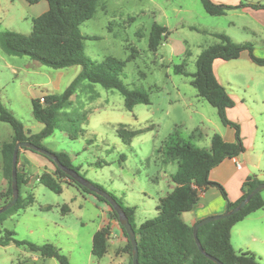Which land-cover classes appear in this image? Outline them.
I'll return each mask as SVG.
<instances>
[{"label": "rangeland", "instance_id": "1", "mask_svg": "<svg viewBox=\"0 0 264 264\" xmlns=\"http://www.w3.org/2000/svg\"><path fill=\"white\" fill-rule=\"evenodd\" d=\"M251 1L264 5V0ZM102 4L104 10L98 8L93 18L79 27L82 36L94 37L83 41L84 54L99 63L107 57L126 61L136 52L125 63L119 79L130 89L145 91L150 103L128 111L117 91L83 81L71 99L72 105L60 112L57 128L42 146L52 153H67L81 177L112 195L124 208L134 209V223L139 226L156 215L158 200L170 192V175L176 171V162L157 152L167 137L178 131L186 139L196 130L200 137L196 136L193 143L208 148L212 135L225 129L216 110L197 96L191 79L173 73L174 66L184 63L186 72L193 74L200 52L218 42L201 30L226 34L236 43L248 42L254 55L264 58V24H254L238 5H224L229 9L223 16H210L199 0H103ZM18 12L27 19L2 24L0 32L31 33L33 12ZM154 23L170 30L175 55L166 43L156 52L149 51L148 37ZM236 63L241 60L226 64L219 73L231 82L227 93L233 95L237 105L243 97L248 106L264 113V67L250 64L241 73ZM80 71V66L54 70L26 56H8L0 49V104L22 122L25 130L39 133L43 126L33 119L32 98L62 93ZM255 77L261 78L260 82L251 84L253 91L244 93L242 88ZM256 118L260 124L264 114ZM261 126L264 130V123ZM122 131L142 133L128 138ZM11 135L10 126L0 123V144L9 141ZM21 192L23 197L31 194L34 202L7 215L0 226V238L9 231L15 239L36 246L53 244L70 264H118L116 245L109 243L108 253L101 259L91 254L92 237L105 221L106 204L65 184L61 194H55L35 178ZM261 193L264 199V190ZM258 216L250 223L257 225L255 242L251 238L246 242L251 244L248 252L264 264V210ZM108 218L113 219L110 212ZM0 264L57 262L42 258L26 246L10 244L0 246Z\"/></svg>", "mask_w": 264, "mask_h": 264}, {"label": "trees", "instance_id": "2", "mask_svg": "<svg viewBox=\"0 0 264 264\" xmlns=\"http://www.w3.org/2000/svg\"><path fill=\"white\" fill-rule=\"evenodd\" d=\"M40 1L47 2L48 10L31 20V33L23 35L11 31H1V51L8 56H26L40 65L54 70L80 66L81 71L62 93H52L32 99L33 119L43 126L39 133L32 134L29 130H25L22 122L0 104V123L9 125L13 132L10 142L2 144L0 151V168L6 182V189L0 192V207L7 204L12 196L11 162L15 144L28 142L45 149L42 146V141L50 137L57 128L60 112L72 105L71 99L83 81L100 85L106 90L117 91L122 96L124 107L128 111H132L138 104L148 105L150 103L145 91L130 89L119 79L125 63L133 59L136 52H133L126 61L107 57L99 63L91 61L84 54L83 41L88 38L94 39V37L82 36L79 27L92 19L98 8L104 10L103 0H25L29 5H35ZM199 1L205 13L210 16H223L225 10L229 9L224 5H216L211 0ZM238 7L264 9V5L250 2H241ZM191 29L194 30V28ZM200 32L210 34L218 42L200 52L195 62L196 71L193 74L186 72L184 63L175 65L173 73L191 79L190 85L196 90L197 96L216 110L219 120L224 126L235 130L236 139L235 142L228 143L220 135L214 134L210 139L209 147L200 148L193 143L196 136L200 137L196 130L186 139L182 138L178 131L172 132L157 152L161 153L166 160L170 159L176 162V171L170 175L173 187L164 198L158 200L155 208L156 215L145 220L139 226L134 223V209L124 208L110 194L121 206L132 225L137 240L138 264H214L199 252L192 233L194 226L186 224L181 219L182 214L191 212L198 204L200 193L208 188H216L220 192L226 203L227 211L237 206L258 185L264 183V180L256 176L247 178L241 186L240 198L235 202H230L224 188L209 179L211 170L224 159L236 157L244 151L239 127L226 117V111L233 108L234 101L218 82L213 71V63L217 60L224 62L238 60L243 53H246L251 63L264 67V58L256 57L252 44L248 42L236 43L223 33H208L205 30ZM167 35L168 31L165 27L154 23L148 37L149 51L156 52ZM185 56H188L187 52ZM41 98H43V102L40 101ZM122 132L128 138L142 133V131ZM22 150L33 152L26 148H22ZM54 154L65 168L74 170L79 174L78 168L73 166L67 153ZM121 160H124V157H121ZM48 161L54 166V171L42 173L38 178L39 184L55 194H61L62 184L76 187L95 196L98 201L110 208L102 197L92 194L56 168L50 160ZM17 184L18 200L11 209L0 214V226L8 214L21 211L34 202L31 194L26 197L22 196L21 190L27 184V180L18 173ZM263 209L264 200L260 192L239 213L200 227L197 236L203 250L222 264H261L254 254L236 252L233 249L231 230L249 215ZM110 215L118 222V216L111 208ZM120 228L126 239L122 252L128 256V264H132V248L124 230L121 226ZM108 241L109 227L98 230L92 237V256L101 259L108 251ZM10 244L19 247L26 246L31 252L38 253L44 259H54L57 264H70L68 258L53 244L47 243L36 246L15 239L13 232L4 231L0 238V246Z\"/></svg>", "mask_w": 264, "mask_h": 264}, {"label": "crops", "instance_id": "3", "mask_svg": "<svg viewBox=\"0 0 264 264\" xmlns=\"http://www.w3.org/2000/svg\"><path fill=\"white\" fill-rule=\"evenodd\" d=\"M246 1L252 2L251 0ZM211 2L216 5L239 6L242 0H211ZM19 9L27 12H29V10L30 12L32 11L33 14L30 15L32 19H34L44 14L48 10V4L45 1H40L35 5H29L25 2V0H0V25L12 22L14 20H26L27 17L23 13L19 14ZM240 10L243 14L249 16L254 24H257L258 26L264 24V15H262V11H264V9L241 7ZM162 27H165L167 29L168 35L166 37L167 41L163 42L160 47L164 46L165 43L166 45L169 44L171 52L175 55L176 51L174 49V44L170 43V30L167 26ZM160 47L158 49H160ZM239 60H241V63H236V65L238 66V71L241 73H244V71L251 66L250 64H253L249 60L246 53H243L238 60L230 62L217 60L213 63L214 74L218 82L225 89L231 86V82L227 78H222L220 76L221 71L226 64L236 61L238 62ZM242 67H244L245 69H243ZM259 79L261 78L255 77V79H253L252 81L247 82L246 86L242 88L244 93L247 91H253L250 85L259 83ZM230 97L233 99V95H230ZM32 99H37V97H34ZM233 101L234 106L233 108L226 111V117L230 120V122L236 124L239 127L240 138L244 147V151L236 157L224 159L217 167L212 169L209 174V179L211 181L220 184L224 188L230 202H235L240 198L241 186L247 178L256 176L259 179L264 180V130L261 126V124L264 123V118H262L263 121H261L260 124L258 123L256 118L263 115L264 113L261 112L260 109H255L248 106L246 99L243 97H240V104L238 105L235 100ZM238 107L240 109L237 110ZM218 135H220L222 139L228 143H233L236 139L235 130L228 126H225L224 131L222 133L219 132ZM12 136L13 132L10 140ZM10 140L7 142H10ZM7 142H3L0 144V151L2 144ZM237 165H240V168H237ZM41 170H43V172L46 171L48 173H52V170H54V166L47 159L36 153L22 149L19 150L17 160V173L25 180H28L29 178V183L27 184H32V179L34 178L37 182L39 176L43 173H40ZM0 172V192H2L6 189V182L3 178L1 168ZM172 187V185L169 186L170 191ZM104 210L105 221L103 222L99 230L105 227H109L108 247L109 243L111 245H116L117 248L114 250V256L118 261V264H128V256L122 252V249L126 243L123 232L117 221H115L114 219L109 220L108 214L110 212V209L107 205H105ZM225 211L226 203L223 200L220 192L216 188H208L200 193L199 201L195 208H193L191 212L182 214L181 219L186 224L194 226L197 222L205 218L221 215ZM258 212L259 211L249 215L232 228L231 245L236 252H248V250H250L251 244L246 242L248 241V238H251V241L255 242L254 239L256 235L257 225H253L250 223L252 222V220L260 217H256V214H258Z\"/></svg>", "mask_w": 264, "mask_h": 264}, {"label": "water", "instance_id": "4", "mask_svg": "<svg viewBox=\"0 0 264 264\" xmlns=\"http://www.w3.org/2000/svg\"><path fill=\"white\" fill-rule=\"evenodd\" d=\"M26 148L29 149L35 153H38L44 157H46L48 160H50L56 168L60 169L63 171L71 180L79 184L80 186L86 188L88 191H90L92 194L102 197L110 206V208L117 214L118 216V223L124 230L127 240L129 241L131 245V257H132V264H138V248H137V240L136 236L134 233V230L132 228V225L130 224L126 214L124 213L123 209L121 206L112 198L110 197L107 193H105L103 190L100 188L96 187L83 177H81L77 172L71 169L65 168L57 159L54 153L49 152L45 149L39 148L34 146L31 143L28 142H22V143H16L14 146L13 150V155H12V162H11V190H12V196L11 200L0 207V214H3L4 212L8 211L11 209L17 202L18 197H19V190H18V184H17V160H18V152L20 149ZM264 190V183L258 185L251 193L247 195V197L241 201L237 206L232 208L231 210L225 211L221 215H216L212 217L205 218L198 223H196L193 227V238L194 242L199 250V252L206 257L208 260L213 262L214 264H222L220 261L217 259L211 257L208 255L202 248L200 241L197 236L198 229L202 227L205 224L211 223L216 220H223L226 218H229L237 213H239L247 204L248 202L258 193ZM195 208V207H194Z\"/></svg>", "mask_w": 264, "mask_h": 264}, {"label": "built area", "instance_id": "5", "mask_svg": "<svg viewBox=\"0 0 264 264\" xmlns=\"http://www.w3.org/2000/svg\"><path fill=\"white\" fill-rule=\"evenodd\" d=\"M40 101L43 102V98H41ZM237 168H240V165H237Z\"/></svg>", "mask_w": 264, "mask_h": 264}]
</instances>
